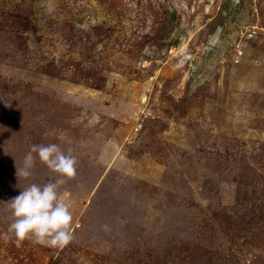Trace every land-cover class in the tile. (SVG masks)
I'll return each instance as SVG.
<instances>
[{
    "label": "rangeland",
    "instance_id": "374dc122",
    "mask_svg": "<svg viewBox=\"0 0 264 264\" xmlns=\"http://www.w3.org/2000/svg\"><path fill=\"white\" fill-rule=\"evenodd\" d=\"M51 143L74 240L17 248ZM0 264H264V0H0Z\"/></svg>",
    "mask_w": 264,
    "mask_h": 264
},
{
    "label": "clouds",
    "instance_id": "9594fccd",
    "mask_svg": "<svg viewBox=\"0 0 264 264\" xmlns=\"http://www.w3.org/2000/svg\"><path fill=\"white\" fill-rule=\"evenodd\" d=\"M57 139L64 141L66 137L61 134ZM37 156L57 174V178H49L43 184L31 183L11 199L13 220L2 238L5 242H14L17 248L25 241H33L47 248L63 250L74 240V218L71 203L60 189L66 181L76 178L78 160L71 151L66 154L57 143L33 144L24 157L23 167L17 169V175L30 178Z\"/></svg>",
    "mask_w": 264,
    "mask_h": 264
}]
</instances>
